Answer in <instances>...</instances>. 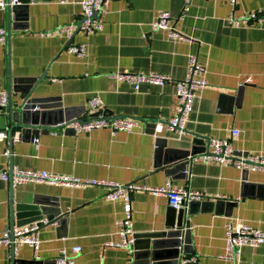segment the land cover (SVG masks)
<instances>
[{
    "label": "crops",
    "instance_id": "crops-1",
    "mask_svg": "<svg viewBox=\"0 0 264 264\" xmlns=\"http://www.w3.org/2000/svg\"><path fill=\"white\" fill-rule=\"evenodd\" d=\"M16 5L25 7L21 14L26 19L11 29L9 44L5 9H0V28H5L0 91L8 96L10 78L33 80L31 96L71 107L75 118L89 116L87 100L98 95L100 115L133 117L138 125L115 133L105 128L88 133L50 128L26 140L17 130L11 145L7 137L0 139V170L19 167L153 187L170 180L195 191L198 201H234L236 206H221L218 212L205 206L186 217L192 248L182 256L194 255L199 264H264V243L243 247L239 262L222 257L227 223H247L264 231V168L193 161L187 175L172 178L154 166L159 138H166V149L176 154L193 146L199 154L206 139L230 138L237 153L264 155V19L239 26L228 20L230 14L239 17L264 8V0H239L236 6L230 0H105L101 30L85 34L76 28L70 39L59 27L79 24V4L20 0ZM162 11L170 14L171 24L185 39L171 40L165 31L151 30V21ZM47 32L49 36L41 35ZM81 42L87 44L84 56L67 52L68 43ZM189 55L205 66L206 85L197 94L184 133L164 130L154 136L153 122L175 112L173 83L142 85L134 91L111 74L157 72L180 80L186 76ZM12 99L19 100L18 93ZM6 125L5 108L0 131ZM233 129L240 134L233 135ZM106 192L102 185H14L0 179V231L30 219L33 210L22 206L34 197L47 198L48 209L67 213L64 225L40 227L38 258L24 244L15 250L14 264L54 260L61 250L70 258L68 264H139L133 259V243L128 249L112 244L120 240L117 221L124 215V200H106ZM130 201L134 235L164 229L169 209L164 195L134 190ZM76 246L79 252L73 251ZM0 264H11L10 247L0 245Z\"/></svg>",
    "mask_w": 264,
    "mask_h": 264
},
{
    "label": "built area",
    "instance_id": "built-area-1",
    "mask_svg": "<svg viewBox=\"0 0 264 264\" xmlns=\"http://www.w3.org/2000/svg\"><path fill=\"white\" fill-rule=\"evenodd\" d=\"M33 1V0H31ZM58 3H77L81 8V19L79 24L70 23L59 27V31L63 32L68 39L73 35L76 28L85 34H94L101 30L102 21L99 14L102 10L105 0H56ZM239 0H230L236 6ZM20 0H0V9H5L8 4H19ZM264 8L250 11L247 14L236 17L230 14L228 20L233 25L239 26L242 22H250L252 20H263ZM170 14L166 11L159 12L151 21L150 27L152 31L162 30L171 40L185 39L183 35L174 29L171 24ZM41 35H50V32ZM0 43H5V28H0ZM66 50L78 56H84L87 51V44L84 42L73 44L68 43ZM206 68L196 55H189L187 61L186 76L180 80H174L170 75L157 72L135 73L116 71L111 74L116 81L125 82L134 91H139L142 85H154L163 87L168 83H173L174 94L176 97L175 112L167 119H158L153 122L152 134L156 136L164 130L173 131L182 134L185 131L186 123L189 115L193 110L194 101L198 92L206 85L205 79ZM8 104V96L6 90L0 91V116L4 113V109ZM102 101L98 95H93L87 100L88 111L91 113L87 117H74L53 126L57 131H66L72 128L76 132L88 133L94 129L105 128L111 133L118 131L130 132L138 125V120L133 117L118 116H91L92 113L99 111ZM232 134L238 136L240 131L233 129ZM7 137L4 131H0V139ZM205 150L196 154L192 158L193 161H202L204 163H221L232 164L239 169H262L264 168V155L260 154H243L237 153L230 138L206 139L204 142ZM0 179L3 181H11L14 185H23L28 183H47L53 185H65L71 187H83L86 185L98 186L102 185L107 188L104 198L106 200H115L122 198L124 200V215L117 221L118 235L120 240L112 243L114 246L128 249L133 243V230L131 220V201L130 193L134 190H144L154 195H164L167 199L169 207L179 209L185 207L188 201L198 200L200 196L187 187H177L167 180L161 186H147L137 182L127 184H119L113 181L98 179H81L79 177L48 172L46 170L22 169L12 167L10 170H0ZM43 226L48 225L47 220H41ZM41 226L38 223H28L18 225L13 228V239L9 230L0 231V245L10 247L13 245L15 250L20 245H28L34 251L35 258H38L37 251L39 249L40 240L38 231ZM226 252L223 258L235 262H239L242 249L245 246L257 247L264 243V231L247 223L226 224ZM74 252H79L80 247H73ZM70 258L65 255V251H60L57 258L58 264H68ZM178 264H199L196 256H182Z\"/></svg>",
    "mask_w": 264,
    "mask_h": 264
},
{
    "label": "water",
    "instance_id": "water-1",
    "mask_svg": "<svg viewBox=\"0 0 264 264\" xmlns=\"http://www.w3.org/2000/svg\"><path fill=\"white\" fill-rule=\"evenodd\" d=\"M25 7L21 5L8 4L5 8L7 32L6 38L9 44L11 29H15L18 21L26 19L22 15ZM34 81H26L23 78H10L8 83V104L6 107L7 125L1 129L7 133L9 145L13 142V134L19 131L23 140L29 136H37L41 132H48L58 123L74 118L71 107H62L60 103H50L48 97L31 96ZM18 93L19 100H13L12 94ZM100 115V111L92 113L91 116ZM66 131H73L67 128ZM166 138L156 140L158 146L156 150L155 167L165 170L167 176L176 178L178 173L182 176L188 174L192 158L198 154L195 147L176 154L174 151L166 149ZM194 143H198L197 140ZM236 202L218 199L216 201H188L185 207L175 209L169 207L165 227L162 231L153 233L133 234V259L139 264H178L183 254L191 252V239L189 222L186 217L197 210H202L205 206H211L215 211H219L221 206H236ZM50 205L47 198L34 197L30 205H23L22 208L33 210L31 218L21 221L18 225L36 222L43 226L41 220L45 218L47 224L58 223L64 225L67 213H62L59 208L48 209ZM57 206L56 203L52 204ZM196 209H193V207ZM230 214V213H229ZM15 211L11 209V218L14 219ZM13 228L11 225L9 231L13 239ZM15 248L10 245V262H18L15 257ZM35 264H58L57 259L49 261H33Z\"/></svg>",
    "mask_w": 264,
    "mask_h": 264
}]
</instances>
